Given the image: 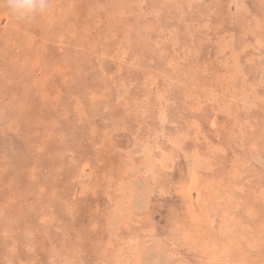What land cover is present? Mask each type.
Returning <instances> with one entry per match:
<instances>
[{"label": "rangeland", "instance_id": "rangeland-1", "mask_svg": "<svg viewBox=\"0 0 264 264\" xmlns=\"http://www.w3.org/2000/svg\"><path fill=\"white\" fill-rule=\"evenodd\" d=\"M170 262L264 264V0H0V264Z\"/></svg>", "mask_w": 264, "mask_h": 264}, {"label": "clouds", "instance_id": "clouds-1", "mask_svg": "<svg viewBox=\"0 0 264 264\" xmlns=\"http://www.w3.org/2000/svg\"><path fill=\"white\" fill-rule=\"evenodd\" d=\"M8 2H9V4L10 5H12V6H17V0H8ZM41 3H42V5L44 4V0H41ZM25 4L27 5V6H31V0H25Z\"/></svg>", "mask_w": 264, "mask_h": 264}, {"label": "bare ground", "instance_id": "bare-ground-1", "mask_svg": "<svg viewBox=\"0 0 264 264\" xmlns=\"http://www.w3.org/2000/svg\"><path fill=\"white\" fill-rule=\"evenodd\" d=\"M207 161V160H206ZM149 166H150V164H149ZM126 173V172H125ZM172 258V257H171ZM171 264H172V262H170Z\"/></svg>", "mask_w": 264, "mask_h": 264}]
</instances>
